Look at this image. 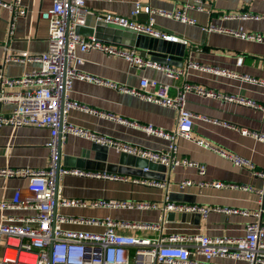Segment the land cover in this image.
<instances>
[{
    "label": "crops",
    "instance_id": "0c3cea01",
    "mask_svg": "<svg viewBox=\"0 0 264 264\" xmlns=\"http://www.w3.org/2000/svg\"><path fill=\"white\" fill-rule=\"evenodd\" d=\"M136 1L150 5L155 10L167 12L181 9L189 2V0H86V9L96 17L112 14L132 18ZM14 3L15 0H0V70L9 78H19L26 72L41 68V64L37 61L4 63V59L7 54L25 58L35 57L47 51L49 25L41 18V13L51 10L53 6L51 0H22L21 8L25 9L27 14L18 18L13 26L12 14L4 5ZM193 4L196 8L188 9L187 17L194 20L195 25L183 24L161 15L153 16L154 27L176 39L175 41H166L187 44L183 66H175L187 70V75L180 80L169 79L161 71L153 68L140 70L133 67L124 58L109 57L100 51H90L84 54L86 63L81 67V70L87 75L127 85L130 88H139L142 78L156 79L171 86L170 95L172 97H175L178 89L186 83L215 93V97L200 95L195 90L187 94V108L196 116L193 135L208 141L216 148L251 161L254 170L240 169L213 151L201 148L194 142L182 138L178 141V157L205 165L207 173L204 177L199 176L196 168L177 167L167 174V179L163 182L166 185L164 188L135 183L136 179L151 180L132 176H123L128 178L127 181L72 175L59 179V190L65 199L152 203L158 206L157 209L58 207L57 214L89 220L111 218L114 221L133 224H160L164 216V204L168 198L169 201L180 204L206 208L242 209L252 213H262L260 218H256L211 211L207 217L195 213L200 216V219L196 220L195 216L194 219L186 222H182L178 218L171 221L167 215L166 223L163 226L164 235L195 236L203 234L210 237L239 239L245 235V229L249 223L264 224V198L262 204L256 193L264 191V179L254 175V172L264 173V143L244 136L240 131L247 129L264 135V113L257 108L238 102L231 103L224 99L225 96H231L264 106V87L244 79L264 80V43L243 40L225 32L242 29L246 33L264 35V0H200V3L193 2ZM250 15H258L263 19L253 20L247 17ZM134 20L147 23L149 15L143 13ZM81 28L89 29L87 25ZM80 34L87 38H95L88 36L87 30ZM117 47L129 50L123 46ZM136 51L141 57V52ZM143 59L152 61L148 54ZM216 71L224 72V74L216 73ZM69 96L71 100L96 111L143 125H153L167 132L173 131L177 126L176 111L142 101L138 97L120 93L106 86L74 80ZM11 111V106L0 107L1 115H7ZM69 121L76 127L152 152L166 151L169 146V142L165 139L150 136L139 129L79 110L70 111ZM49 139L50 131L48 129L32 127L13 129L9 126H1L0 169L6 167L47 169L50 150L46 145ZM92 144L91 141L69 136L61 147V167H64L63 157L78 158L81 156V150L90 149ZM119 155L115 150L109 148L108 163H115ZM94 158L95 153L93 152L91 159ZM83 171L95 174L106 173L96 170ZM186 180L248 186L253 191L219 190L198 186L181 190L178 184ZM27 188V179L5 180L0 178V201H12L17 191H21L23 196H28ZM171 193L170 198L169 194ZM34 215L33 211L0 212V218L12 216L26 218ZM63 228L74 231L103 232V228L93 225L65 224ZM123 233L142 238L158 236L157 233L139 229H130ZM194 257L191 256L193 259ZM197 259L201 262L204 261L202 257ZM212 264L247 263L232 259H215Z\"/></svg>",
    "mask_w": 264,
    "mask_h": 264
},
{
    "label": "built area",
    "instance_id": "2783aa9c",
    "mask_svg": "<svg viewBox=\"0 0 264 264\" xmlns=\"http://www.w3.org/2000/svg\"><path fill=\"white\" fill-rule=\"evenodd\" d=\"M22 0H15L14 4L4 5L12 14V25L17 19L26 16L27 11L21 8ZM52 9L41 13V18L48 22L49 39L45 53L35 57H17L7 54L4 63L37 61L41 68L26 72L19 78H9L0 70V107L11 106L12 111L7 115L0 114V127L9 126L13 129L32 127L48 129L50 139L47 147L50 150L47 169L35 170L32 168L0 169V178H24L28 180V196L17 191L12 201H0V212L5 211H33L31 217L0 218V264H212L215 259H232L244 261L247 264H264V224L252 222L246 226L245 235L239 239L227 237H210L207 235L181 236L164 235L163 226L170 212L176 214L199 213L207 217L211 211L222 212L226 215H241L244 217L260 218L262 212L252 213L248 210L211 208L180 204L166 198L164 216L160 224H133L114 221L111 218L89 220L81 217H67L56 214L54 208L75 207L91 209H157L152 203L120 202L115 200H78L65 199L55 183L59 179L72 175L78 177L105 178L114 181H127L128 178L107 173L95 174L79 169L60 167L57 174L59 160V146L67 141L69 136L82 138L93 143L106 146L118 154L126 153L142 159L161 164L174 170L177 167H193L199 176L207 173L205 165L179 158L178 141L186 139L194 142L201 148L211 150L220 157L231 162L240 169L254 170L251 161L223 149L212 146L208 141L193 135L194 119L196 116L187 108V94L193 90L204 96L215 97L211 91L200 89L197 86L184 84L175 97L170 95L171 86L156 79L142 78L139 88H130L104 79L87 75L82 72L86 60L83 55L90 51H100L109 57L126 59L133 67L140 70L153 68L161 71L165 77L174 81L185 77L187 70L169 64H160L140 57L135 49L124 50L115 45L107 44L96 38H87L79 33L84 27L87 17L92 13L86 9V0H51ZM200 0H189L181 9L172 12L155 10L150 5L136 1L132 18L106 14L98 16L97 20L123 29L135 31L139 35L155 39L175 41L154 27V15H161L187 25L196 22L187 17V10L196 8L193 4ZM200 9V8H199ZM149 15L147 23L134 20L141 14ZM253 20H261L258 15L247 16ZM226 33L247 41L264 43V35L239 31H225ZM1 47V43H0ZM224 74V72L216 71ZM247 82L264 87V80L244 78ZM74 80L87 81L96 85L106 86L124 94L138 97L142 101L160 105L177 112V126L167 132L153 125H143L136 122L102 113L71 100L69 94ZM228 102H238L257 108L264 113V106L253 101H246L231 96H225ZM79 110L90 115L99 116L116 121L128 127L139 129L150 136L165 139L169 142L166 151L152 152L130 144L101 136L91 131L74 126L69 121V113ZM239 130V129H238ZM242 135L249 136L264 143V135L240 130ZM169 171V172H170ZM254 175L264 179V173ZM135 183L154 188H164L165 181L135 180ZM198 186L215 189H240L253 191L248 186H237L221 182L182 181L178 184L181 190ZM261 203L264 191L256 192ZM263 204V203H262ZM65 224L93 225L103 228V232L74 231L63 228ZM130 229L147 230L157 233L156 238H142L124 234ZM191 256H195L194 259ZM202 257L203 262L197 258Z\"/></svg>",
    "mask_w": 264,
    "mask_h": 264
},
{
    "label": "water",
    "instance_id": "95a60500",
    "mask_svg": "<svg viewBox=\"0 0 264 264\" xmlns=\"http://www.w3.org/2000/svg\"><path fill=\"white\" fill-rule=\"evenodd\" d=\"M86 25L89 29L79 28V33L87 30L88 36H94L98 40L111 43L116 46H123L128 49L135 48L141 52V57L151 56L152 62L169 64L177 67L183 66V61L187 52V44L172 43L164 39H155L149 36L139 35L135 31L108 25L102 20L98 21L96 16H88ZM95 153V158L91 159V153ZM109 148L97 143H93L91 148L81 150L78 158L63 157V166L68 168H78L80 170H96L109 174L121 176H132L150 180L166 181L169 168L152 161L142 159L126 153H121L115 163H108ZM62 152L59 146V160L57 163V174L61 167ZM161 174V175H158ZM56 191L59 187V177H56ZM172 193L169 194L171 198ZM57 205L54 208V216L57 214ZM200 219L194 214L168 213V219L173 221L176 218L186 222L190 219Z\"/></svg>",
    "mask_w": 264,
    "mask_h": 264
}]
</instances>
